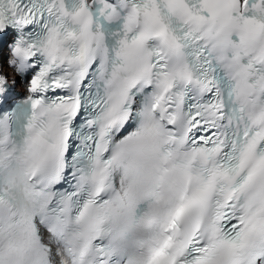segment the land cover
<instances>
[{
	"label": "snow or ice",
	"instance_id": "1",
	"mask_svg": "<svg viewBox=\"0 0 264 264\" xmlns=\"http://www.w3.org/2000/svg\"><path fill=\"white\" fill-rule=\"evenodd\" d=\"M0 264H264V0H0Z\"/></svg>",
	"mask_w": 264,
	"mask_h": 264
}]
</instances>
